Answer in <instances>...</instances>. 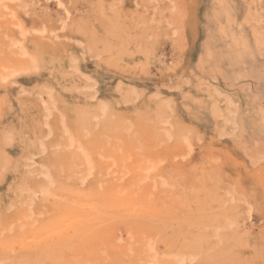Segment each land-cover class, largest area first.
<instances>
[{"label": "rangeland", "instance_id": "1", "mask_svg": "<svg viewBox=\"0 0 264 264\" xmlns=\"http://www.w3.org/2000/svg\"><path fill=\"white\" fill-rule=\"evenodd\" d=\"M2 205L0 264H264V0H0Z\"/></svg>", "mask_w": 264, "mask_h": 264}, {"label": "crops", "instance_id": "2", "mask_svg": "<svg viewBox=\"0 0 264 264\" xmlns=\"http://www.w3.org/2000/svg\"><path fill=\"white\" fill-rule=\"evenodd\" d=\"M7 206L2 205L0 208H6ZM0 210H5V209H0Z\"/></svg>", "mask_w": 264, "mask_h": 264}, {"label": "bare ground", "instance_id": "3", "mask_svg": "<svg viewBox=\"0 0 264 264\" xmlns=\"http://www.w3.org/2000/svg\"><path fill=\"white\" fill-rule=\"evenodd\" d=\"M251 212V211H250ZM250 212H249V214H250Z\"/></svg>", "mask_w": 264, "mask_h": 264}]
</instances>
